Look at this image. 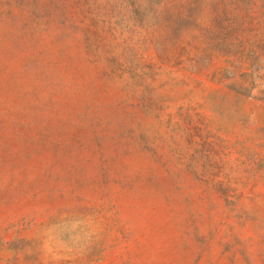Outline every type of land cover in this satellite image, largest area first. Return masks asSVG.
Returning a JSON list of instances; mask_svg holds the SVG:
<instances>
[{"label":"rangeland","instance_id":"1","mask_svg":"<svg viewBox=\"0 0 264 264\" xmlns=\"http://www.w3.org/2000/svg\"><path fill=\"white\" fill-rule=\"evenodd\" d=\"M0 264H264V0H0Z\"/></svg>","mask_w":264,"mask_h":264}]
</instances>
